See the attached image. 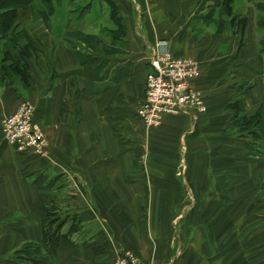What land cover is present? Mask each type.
Returning a JSON list of instances; mask_svg holds the SVG:
<instances>
[{"label": "crops", "instance_id": "obj_1", "mask_svg": "<svg viewBox=\"0 0 264 264\" xmlns=\"http://www.w3.org/2000/svg\"><path fill=\"white\" fill-rule=\"evenodd\" d=\"M52 1L82 6L65 13L71 30L40 46L38 60L29 59L28 85L0 78V120L28 99L48 140L45 157L19 152L0 125V264H17L14 251L25 242L41 243L42 205L51 200L61 202V218L76 216L80 229L41 264H115L123 251L187 264L191 254L174 250L181 241L170 207L160 205V179L145 165L177 160L167 174L175 181L181 161L206 159L205 149L224 147V136L240 149V160L264 162L247 137L224 135L218 118L230 104L245 116L259 113L255 131L264 140V0H233V12L247 19L242 34L211 0ZM76 31L94 39L85 44ZM162 40L173 56L198 63L193 86L206 111L164 115L147 130L138 110L153 49Z\"/></svg>", "mask_w": 264, "mask_h": 264}, {"label": "rangeland", "instance_id": "obj_2", "mask_svg": "<svg viewBox=\"0 0 264 264\" xmlns=\"http://www.w3.org/2000/svg\"><path fill=\"white\" fill-rule=\"evenodd\" d=\"M30 3L31 8L24 5L19 9L14 30L0 41V72L3 60H7L4 63L6 68L19 60V48L27 43L33 47L30 58L35 55L34 59L38 60L40 46L46 44L50 47L53 37L60 38L71 30L65 25L67 10L76 7L80 11L82 7L66 4L57 7L52 1L51 10L41 0ZM256 7L259 8L257 4ZM261 16L259 18L264 17L263 12ZM43 35L45 38L41 37ZM11 71L8 66L6 75L17 79ZM234 105H228L218 115L224 124L222 132L247 137L250 146L264 155V140L251 134L260 125V120L255 114L247 129L241 131L240 123L235 122L242 113L235 112ZM226 119L227 123H224ZM159 125L145 128L150 130ZM214 136L215 133L211 134V139ZM216 140L219 138L213 142ZM224 140V147L209 145L204 160L181 161L175 181L167 174L175 172L177 160H147L146 171L149 176L160 179L155 184L165 194L160 197V205L170 207L168 216L177 222L176 236L181 241L174 250L191 254L187 264H264V162L259 160L262 163L256 164L240 160V149L230 145L233 140L225 136ZM200 255L204 258L201 261Z\"/></svg>", "mask_w": 264, "mask_h": 264}, {"label": "built area", "instance_id": "obj_3", "mask_svg": "<svg viewBox=\"0 0 264 264\" xmlns=\"http://www.w3.org/2000/svg\"><path fill=\"white\" fill-rule=\"evenodd\" d=\"M149 64L151 70L144 79V100L138 110L145 126L160 124L164 115L205 110L204 98L193 86L200 76L194 59L173 56L167 42L162 40L155 44ZM1 130L16 151L47 156L48 142L35 121L34 106L28 99L21 100L13 112L1 119ZM114 263L161 264L156 260H142L129 251L121 252Z\"/></svg>", "mask_w": 264, "mask_h": 264}, {"label": "trees", "instance_id": "obj_4", "mask_svg": "<svg viewBox=\"0 0 264 264\" xmlns=\"http://www.w3.org/2000/svg\"><path fill=\"white\" fill-rule=\"evenodd\" d=\"M30 1L32 0H0V41L6 37L9 31H13L16 23V18L19 16V9L24 7H32ZM51 10H53L52 0H41ZM214 5H219L221 14H224L229 19V25L233 31L242 34L243 29L246 25L247 19L240 15H236L232 10L233 0H211ZM261 10L264 11V6H260ZM114 15L115 10L112 9ZM260 25L264 27V17L260 20ZM75 37L81 39L85 44H89L94 39L91 34H85L80 31L74 32ZM262 45V42H261ZM264 50V45L262 47ZM33 51L32 44H25L19 48L21 54L19 60L10 63L8 66L12 70L11 72L18 77L24 84L28 85L30 81V65L29 60L30 54ZM23 59V60H22ZM7 60H3V69L0 72V78L12 79L13 77L6 75V69L4 63ZM11 65V66H10ZM2 75V76H1ZM235 112L239 111V108L235 104ZM253 116H242L238 117L235 123H240V130L245 131L248 124L254 118ZM260 120L259 113L256 114ZM252 135L259 136L255 130H252ZM44 211V218L41 221V243L39 242H25L19 248L14 251V256L17 264H41L45 254H53L56 252L59 242L62 238H70L73 234L77 233L80 229V222L76 216L71 217H60V211L62 209L61 202L57 200H51L48 203L42 205Z\"/></svg>", "mask_w": 264, "mask_h": 264}]
</instances>
